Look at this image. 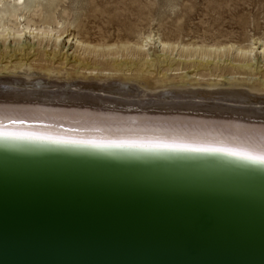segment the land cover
Here are the masks:
<instances>
[{
	"label": "water",
	"instance_id": "1",
	"mask_svg": "<svg viewBox=\"0 0 264 264\" xmlns=\"http://www.w3.org/2000/svg\"><path fill=\"white\" fill-rule=\"evenodd\" d=\"M0 264H264V162L0 138Z\"/></svg>",
	"mask_w": 264,
	"mask_h": 264
},
{
	"label": "bare ground",
	"instance_id": "2",
	"mask_svg": "<svg viewBox=\"0 0 264 264\" xmlns=\"http://www.w3.org/2000/svg\"><path fill=\"white\" fill-rule=\"evenodd\" d=\"M44 1L0 0V40L4 48H7L10 38H14L15 44L12 53H0L3 57L0 60V75H3L0 76L1 139L46 140L50 143L81 144L96 148L190 150L264 162V159H260L264 157V83H240L236 81L237 76L224 83L212 80L205 82L207 75L202 81L198 76L193 78L188 72L174 78L163 73L164 77L152 79L149 75L141 74L146 71L143 66L146 68L148 64L152 67L153 64L145 58L147 62L139 66L135 60L144 55L142 52L147 47L144 43L147 42L138 44L139 41L133 48L128 41L121 45H93L76 37L72 39L75 40V47L82 48L87 55L103 60L112 56L117 59L107 65V71L105 67L100 68L105 61H95V64L80 62L85 72H67L65 76L61 72L52 74L43 66L39 72L32 71L30 68L34 66L27 64L26 56H30L33 49L31 45L25 48L28 44L24 37L32 35L34 39H40L38 44L46 40L49 44L54 41L57 47L64 35L51 26V22H48L50 17L46 20L48 29L32 27L34 21L31 17L36 16L37 8ZM46 1L51 3L53 0ZM25 11H28V16ZM55 24L58 26L61 23L56 21ZM146 39L152 41L154 36L151 34ZM159 45L163 53L181 49L178 51L180 57L200 59L193 60L195 63L191 67L195 69H209L216 63V58L219 60L226 50L235 48L234 45L224 44L175 45L162 40H159ZM255 48L254 44L250 48L237 45V54L242 59L239 58L240 63L236 67H256L253 63ZM261 49L264 57V46ZM18 52L25 53L19 55ZM53 53L57 54L56 50ZM167 57L162 54L157 59L165 63ZM12 58L17 59L14 65L11 64L14 62ZM2 63H6L5 66ZM169 64V67L172 66L171 62ZM25 65L28 68H24ZM134 66L138 70H134ZM133 71L138 75H122ZM52 75L59 81L64 80V83L51 82L49 77ZM34 76L36 80L31 79ZM82 79L90 81H78ZM74 86L80 88L73 89Z\"/></svg>",
	"mask_w": 264,
	"mask_h": 264
},
{
	"label": "rangeland",
	"instance_id": "3",
	"mask_svg": "<svg viewBox=\"0 0 264 264\" xmlns=\"http://www.w3.org/2000/svg\"><path fill=\"white\" fill-rule=\"evenodd\" d=\"M51 3L45 0L37 8L36 16L31 17L34 21L32 27L38 26L48 29L49 24H46V20L50 17L48 22H51V26L64 35L57 47L54 45V41L49 44L48 40H46L38 44L40 39H34L29 34L24 37L25 43L28 44L25 48L31 45L33 49L31 55L26 56L28 59L26 61L27 64L30 63L35 67L30 68L32 71L39 72L43 66V68L53 72L52 74L61 72L60 74L65 76L64 74H67V72H77L78 70L85 72L81 68L82 63L92 62L91 64H95L96 62L104 63V61L105 64L100 65V68L105 67L107 71L109 67L107 65L117 59L115 56H110L111 58H104L103 60L100 57L95 56V58L93 55H87L82 48L77 49L75 47V40L72 39L76 37L93 45L101 43L104 45H121L123 42L128 41V44L133 48L139 41L140 43L138 44H141L142 41L147 42L144 43L147 46V49L145 48L144 52H142L144 55L138 56L135 60L138 62L137 65L140 64L139 66L146 63V59L153 64L152 67H149L148 64L147 66L145 65L146 68L142 67L146 71L150 70L149 73L146 71L142 74L139 73L147 75V77L150 76L149 78L152 79L153 77L162 78L165 76L164 74H168L170 78H174L177 75L181 76V73L188 72L193 78L198 76L197 78H201L200 80H205V82L223 81L222 83H224L237 76L236 81L240 83L253 84L255 82L258 85L264 83V57L263 53L260 52L264 46V0H53ZM27 12L25 11L26 16L29 15ZM53 21H59L61 24L56 26ZM57 30L54 34L57 33ZM151 34L154 36V42L153 40L147 41L146 39ZM69 38H71L70 41H68ZM13 39H9L7 48L3 47V41L0 40V53L7 54L14 51L13 46L15 44ZM159 40L175 45L203 44L204 46H209L218 44L219 46H223L224 44L234 45L235 48L226 50V54L224 53L225 55L219 60L216 58V63L212 64L209 69L204 67L195 69L191 67L195 63L193 60L199 61L200 59L193 58L192 60H188L184 56L180 57L178 51H181V49L163 53ZM150 42L151 44H149ZM252 44L256 47L253 52V56H255L253 63H255L256 67L252 69L236 67L238 66V62L240 63L239 58L242 59L237 54V45L250 48ZM19 50L21 49L19 48ZM55 50L57 54L54 55L53 52ZM27 52L29 51L27 50ZM146 53L150 56L147 57ZM162 54H165V57L166 55L168 56L165 63L157 59ZM145 55L146 57H144ZM0 58H2L0 59L2 61L3 57L0 56ZM12 59L14 62L12 61L11 64L14 65L13 63L17 59ZM127 59L132 60L131 58ZM80 62L82 63L79 64ZM170 62L172 66L169 67ZM2 64V66H5L6 63ZM24 68H28V66L25 65ZM134 70H138V67H135ZM19 72L22 73L23 71ZM133 72H124L122 75L126 74L132 77L138 75L135 71ZM213 72L216 75H212L214 74ZM60 74L58 76L61 77ZM206 75L208 78H206ZM221 76L224 77V80ZM34 77L31 79L36 80L37 77ZM41 77L44 80L48 78L45 76ZM49 79L51 82L64 83L63 79V81H59L60 79L54 78L53 75ZM78 81L87 82L90 80L82 79ZM53 87L56 88V86ZM75 88L78 89L80 87L74 86L73 89ZM101 94L107 95L104 92Z\"/></svg>",
	"mask_w": 264,
	"mask_h": 264
},
{
	"label": "snow or ice",
	"instance_id": "4",
	"mask_svg": "<svg viewBox=\"0 0 264 264\" xmlns=\"http://www.w3.org/2000/svg\"><path fill=\"white\" fill-rule=\"evenodd\" d=\"M260 159H264V157H261Z\"/></svg>",
	"mask_w": 264,
	"mask_h": 264
}]
</instances>
